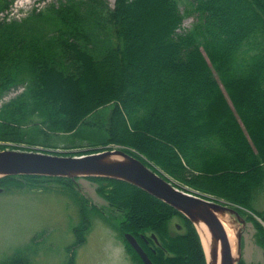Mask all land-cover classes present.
Instances as JSON below:
<instances>
[{"label":"trees","instance_id":"1","mask_svg":"<svg viewBox=\"0 0 264 264\" xmlns=\"http://www.w3.org/2000/svg\"><path fill=\"white\" fill-rule=\"evenodd\" d=\"M15 1L0 0V12ZM179 1L116 0L111 7L107 0H59L21 20L0 21V98L26 87L0 109V141L46 147L54 133L82 134L91 116L113 105L102 138H87L100 149L82 154L122 146L160 175L254 211V198L264 191V0H191L185 13ZM188 16L195 21L185 30ZM33 116L43 121V145L29 131L24 137ZM80 178L6 176L0 188L55 181L77 194ZM85 178L123 215L109 218L83 197L72 248L86 241L92 210L118 222L112 226L135 264L145 263L127 234L153 264H207L184 214L129 182ZM174 218L183 233H172ZM247 218L264 248L263 225ZM29 250L0 264H35Z\"/></svg>","mask_w":264,"mask_h":264},{"label":"rangeland","instance_id":"2","mask_svg":"<svg viewBox=\"0 0 264 264\" xmlns=\"http://www.w3.org/2000/svg\"><path fill=\"white\" fill-rule=\"evenodd\" d=\"M58 2L59 0H16L9 10L0 12V21L21 20L30 15L35 9L40 11L50 4H58ZM115 2L116 0H107L111 7H114ZM179 2L183 13L192 10L191 0H180ZM194 21V16L186 17L182 28L185 30L191 28ZM25 88V85H22L18 89L14 88L5 93L0 98V109L23 93L26 90ZM112 109L113 105H108L101 108L96 115L91 116L90 124L85 131L82 130V134H79L77 130L54 133L47 139V143L41 138L40 134L42 133H39V130L44 128L42 119L33 116L27 121V132L23 129L25 131L24 137L27 138L33 135L37 138L36 143L41 145L45 143L46 147L31 146L27 143L20 144L17 147L11 142L2 141H0V146H5L4 150L25 151L32 149L59 155L67 154L66 156H71V154L83 155L82 153L88 152L89 149L95 147L100 149V146H96V143L87 138H102L101 135H103V132L105 133V126L108 124L107 119ZM85 136L87 137L85 138ZM112 146L113 150L122 149V146ZM105 150H98V152ZM161 174L174 185H178L181 189L193 191L194 194L202 198L227 205L233 209L234 207L241 208L248 216L239 214L240 217L236 216L235 213H226L238 230L237 242L238 235L242 233V248L239 249V253L242 255L241 259L246 264H264V248L257 240L259 238L258 230L253 222L247 218L249 216L253 217L264 227V219L257 214L264 213V191L255 196L253 201L254 211H252L240 205L231 204L215 194H207L203 190L190 188L170 178L165 173ZM194 181L199 182V179L194 178ZM42 183L41 188L16 189L11 187L0 194V261L17 250L26 249L31 245L29 252L35 264H67L71 256L74 257V264H135L125 249L120 232L112 226V223L118 224V222L113 219L112 222L103 219L93 213L92 210H89L90 221L92 220V222L90 231L86 233V241L80 246L72 248L76 241L74 230L83 216L80 200L83 197L89 200V207L90 203L97 205L109 218L111 216L121 218V215H123L121 210L111 207L99 196L97 193L98 183L85 177L80 178L77 181V194L55 181ZM170 229L174 234L185 231L179 218L172 220ZM148 235L151 236L152 234ZM36 236L39 237L33 241Z\"/></svg>","mask_w":264,"mask_h":264},{"label":"water","instance_id":"3","mask_svg":"<svg viewBox=\"0 0 264 264\" xmlns=\"http://www.w3.org/2000/svg\"><path fill=\"white\" fill-rule=\"evenodd\" d=\"M22 175L107 177L129 182L175 208L195 226L196 222L208 226L211 232L208 264H238L242 257L240 254L236 263L232 259L231 244L218 216L228 212L240 216L235 209L181 189L122 149L71 156L44 151L0 150V178ZM2 192L0 188V194ZM126 238L145 264H153L132 235L127 234ZM238 247L242 248V233L238 235Z\"/></svg>","mask_w":264,"mask_h":264},{"label":"bare ground","instance_id":"4","mask_svg":"<svg viewBox=\"0 0 264 264\" xmlns=\"http://www.w3.org/2000/svg\"><path fill=\"white\" fill-rule=\"evenodd\" d=\"M220 221L222 222L224 229L228 235L231 248H232V259L236 263L239 259V247L237 242V234L238 230L230 217H228L226 214H218ZM196 227L198 229L199 235L202 240L203 247L207 253V256L209 257L210 252V242H211V232L208 228V226L203 222H196Z\"/></svg>","mask_w":264,"mask_h":264}]
</instances>
